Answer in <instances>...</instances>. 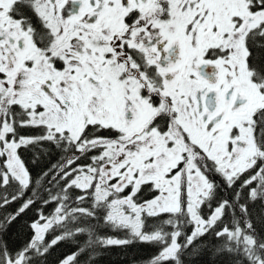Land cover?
Listing matches in <instances>:
<instances>
[{
    "label": "snow or ice",
    "instance_id": "obj_1",
    "mask_svg": "<svg viewBox=\"0 0 264 264\" xmlns=\"http://www.w3.org/2000/svg\"><path fill=\"white\" fill-rule=\"evenodd\" d=\"M131 245L264 264V0H0V264Z\"/></svg>",
    "mask_w": 264,
    "mask_h": 264
},
{
    "label": "trees",
    "instance_id": "obj_2",
    "mask_svg": "<svg viewBox=\"0 0 264 264\" xmlns=\"http://www.w3.org/2000/svg\"><path fill=\"white\" fill-rule=\"evenodd\" d=\"M9 242L12 243L11 233ZM153 251L146 245L112 247L99 257L97 264H142L147 257L153 254ZM205 260L206 257L202 258L200 264H204Z\"/></svg>",
    "mask_w": 264,
    "mask_h": 264
}]
</instances>
